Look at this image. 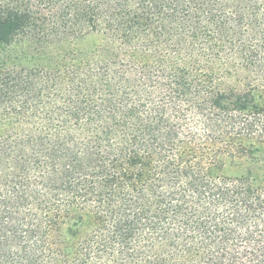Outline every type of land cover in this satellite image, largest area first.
Segmentation results:
<instances>
[{"label": "trees", "instance_id": "trees-1", "mask_svg": "<svg viewBox=\"0 0 264 264\" xmlns=\"http://www.w3.org/2000/svg\"><path fill=\"white\" fill-rule=\"evenodd\" d=\"M0 264H264V0H0Z\"/></svg>", "mask_w": 264, "mask_h": 264}, {"label": "rangeland", "instance_id": "rangeland-1", "mask_svg": "<svg viewBox=\"0 0 264 264\" xmlns=\"http://www.w3.org/2000/svg\"><path fill=\"white\" fill-rule=\"evenodd\" d=\"M90 43H91L90 40L84 41V42H82V46H83V45H84V46H87V45H89Z\"/></svg>", "mask_w": 264, "mask_h": 264}]
</instances>
